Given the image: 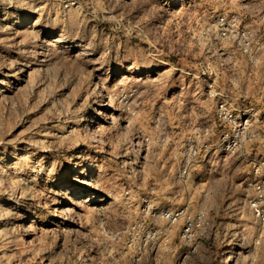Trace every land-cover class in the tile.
Instances as JSON below:
<instances>
[{
	"label": "rangeland",
	"instance_id": "374dc122",
	"mask_svg": "<svg viewBox=\"0 0 264 264\" xmlns=\"http://www.w3.org/2000/svg\"><path fill=\"white\" fill-rule=\"evenodd\" d=\"M263 173L264 0H0V264H264Z\"/></svg>",
	"mask_w": 264,
	"mask_h": 264
},
{
	"label": "built area",
	"instance_id": "2783aa9c",
	"mask_svg": "<svg viewBox=\"0 0 264 264\" xmlns=\"http://www.w3.org/2000/svg\"><path fill=\"white\" fill-rule=\"evenodd\" d=\"M232 27H229V24L225 18H221L219 22V33L221 37L227 41L236 42V46L240 52L243 54L252 57V50L256 49L253 40V33L250 29H246L244 26L237 27L234 30H231ZM258 48V47H257ZM222 107V106H221ZM219 109L220 115H225L224 109ZM250 123H245V128H247ZM255 194L256 201L254 200L251 203V207L259 215V219L262 227L264 228V173L262 178H260L255 184Z\"/></svg>",
	"mask_w": 264,
	"mask_h": 264
},
{
	"label": "bare ground",
	"instance_id": "6f19581e",
	"mask_svg": "<svg viewBox=\"0 0 264 264\" xmlns=\"http://www.w3.org/2000/svg\"><path fill=\"white\" fill-rule=\"evenodd\" d=\"M54 40V39H53ZM53 42H58V39H55ZM111 106H112V104H111Z\"/></svg>",
	"mask_w": 264,
	"mask_h": 264
}]
</instances>
